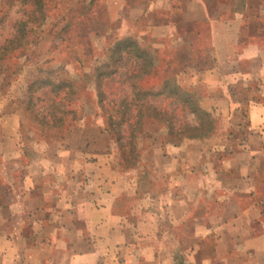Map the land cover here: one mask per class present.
<instances>
[{"label":"rangeland","instance_id":"1","mask_svg":"<svg viewBox=\"0 0 264 264\" xmlns=\"http://www.w3.org/2000/svg\"><path fill=\"white\" fill-rule=\"evenodd\" d=\"M39 2L0 0V42L11 38L20 21L40 16L37 10ZM44 3V20L26 29L30 42L26 50L16 51V57H7L8 60L6 58L4 61L7 69L0 67V113L16 115L13 123L8 120L7 126L12 132L16 127L19 149L30 159L35 172L40 169L39 162L49 155L52 178L45 186L47 191L53 190L55 194L61 191L72 159L77 158L73 153L64 156L59 154L63 146L61 141L67 139L80 124L104 126L103 115L93 100L92 82L85 76L89 67L104 57L109 46L129 39L140 45L143 61L135 58L140 52L131 46L134 56L126 66L121 67L120 73L126 69L135 73L139 64L148 65L150 61L154 65L158 63L152 74L136 83L138 87L146 89L156 88L166 75L180 73L179 82L187 86L196 85L198 103L206 109L211 108L217 120V127L211 136H201L174 145L166 142L163 126L145 118L136 138L140 155L138 160L128 163L119 159L118 147L110 144L106 152L113 158L115 167L133 187L138 188V207L148 206L159 212V216H164L165 206L169 200H174V184L175 187L179 186L177 196L181 197L184 209L188 212L206 203L214 216L226 202L237 208L253 203L264 206V133L251 130L249 116L250 106L260 103L264 92V77L258 76L262 73L260 66L264 65L260 64L264 61V55L260 53L264 42V14L260 17V37L250 35L244 16L254 12L264 13V0H45ZM31 8H34L32 13ZM210 15L217 18V21L211 22L217 36L215 43L210 35ZM250 50H258L257 58L256 54L252 60L244 56L243 53ZM254 60L256 67L252 66ZM41 66L55 71L57 80L64 81L72 77L77 84L73 100L62 103L66 105H63L64 109L70 112L55 114L59 121L54 126L44 122L49 121L50 115L36 112L27 114L21 102L29 82L37 76ZM237 68L239 72H232L231 75L230 72ZM210 69H213L214 81L229 83L225 87L230 95L229 105L221 107L212 101L210 95H217V91H222L223 87L218 86L214 91L212 88L207 89L210 83L205 76ZM247 71L250 73L248 79ZM123 82V75L113 76L111 98L116 102L114 107L120 102L119 97L128 93L125 90L129 85L124 86ZM134 94L133 89L130 97ZM39 96L43 100L41 103L49 104L48 99L52 98L35 93L32 99ZM55 100L59 101V97ZM84 114L95 116L86 117ZM43 116L46 118L37 122L36 119ZM174 147L179 148V152L172 154ZM252 155L258 164L260 162L256 172L250 159ZM173 157L177 160L171 161ZM13 159L18 157L14 156ZM165 163L174 165L170 168L164 166ZM1 169L0 166V178L4 179L5 170ZM9 170L11 176L17 175L27 180L23 175L26 172L28 174L27 168L26 172L21 170L18 173L13 172L12 168ZM247 171L256 173V182L249 183L245 175ZM76 176L79 181L81 175ZM28 183L32 186L37 184L29 179ZM218 230L210 227L211 259L215 258L213 251L217 249L219 254L241 249L234 239L226 247L216 245L214 236L220 233ZM8 240L4 228H1V253L10 247ZM168 241L169 238L160 247L159 242H152L154 246L147 255L153 256V260L146 261V255H142V264H158L159 258L165 259L161 264L167 263L166 259L174 255V247ZM226 242L227 239L224 240ZM177 248V254H181L183 260L176 264H190L185 260L189 245L184 243ZM121 251L122 254L127 253L124 249ZM129 251L128 248L127 256L130 258Z\"/></svg>","mask_w":264,"mask_h":264},{"label":"crops","instance_id":"2","mask_svg":"<svg viewBox=\"0 0 264 264\" xmlns=\"http://www.w3.org/2000/svg\"><path fill=\"white\" fill-rule=\"evenodd\" d=\"M256 8L258 10V4ZM262 14L244 15L251 36H261ZM215 17L210 15L208 18L213 43L217 38L211 24L217 21ZM257 52L250 50L243 54L252 60L254 54L257 58ZM260 53L264 55V42ZM216 61L219 62L218 59ZM252 66L256 67L255 60ZM260 68L262 73L258 76L264 77V65ZM212 72L213 69H210L205 76L207 79L204 77L210 83L207 89L223 87L217 95H210L212 101L221 107L229 105L230 95L225 90L229 83L214 81ZM232 72H239L238 68L231 71V75ZM246 73V78H250L249 71ZM226 111L229 110L226 108ZM89 115L95 116L84 114L86 117ZM249 116L251 130L264 133L261 131L264 130V92L262 101L250 106ZM14 117V113H0V166L1 170H5L4 179L0 178V229L4 228L10 242V247L0 252V264H142L141 256L146 255L145 260L150 262L153 256L147 254L152 251L151 247L158 242V246H162L168 238V243L174 247V255L163 264L182 262L177 246L181 247L184 243L189 245L185 260L190 264H210L211 261L212 264H264V206L253 203L237 208L226 202L227 206L224 204L214 216L206 203L188 212L181 197L177 196L179 186L174 184V200H169L165 206L164 216H159V212L148 206L139 208L136 202L138 188L133 187L115 167L113 158L106 152L110 149L109 136L102 126L95 123L80 124L67 139L61 141L63 146L59 154L73 153L77 158L72 159L70 171L65 175L66 182L55 194L45 188L52 178L49 155L39 162L40 169L35 172L30 159L19 149L16 127L12 132L7 126L9 121L13 123ZM171 152H179V148L174 147ZM14 156L18 159L14 160ZM252 157L256 172L260 162L258 164V160ZM176 160L173 157L171 161ZM173 165L164 164L170 168ZM11 168L15 173L26 172L27 168L28 174H23L27 180L11 176L8 173ZM255 172L244 173L250 184L256 182ZM76 175L82 176L79 181ZM28 179L37 184L30 185ZM206 200L210 203L209 199ZM160 211L163 212L162 209ZM163 225L166 228L163 229ZM210 227L220 229V233L214 236L216 245L226 247L234 239L241 249L219 254L214 245L217 250L213 251L215 258L211 259ZM128 248L130 258L127 256ZM122 249L127 253L122 254ZM158 260V264L165 261Z\"/></svg>","mask_w":264,"mask_h":264},{"label":"trees","instance_id":"3","mask_svg":"<svg viewBox=\"0 0 264 264\" xmlns=\"http://www.w3.org/2000/svg\"><path fill=\"white\" fill-rule=\"evenodd\" d=\"M39 1L37 10L40 16L20 21L11 38H5L0 42L1 68L7 69V64L4 63L7 57H16V51H25L30 44L26 29L40 24L44 20L46 16L45 0ZM33 11L34 8H31L30 13ZM131 46L135 47L136 52H140L135 58L143 61L140 45L135 41L123 39L116 42L115 45L109 46L104 52V57L97 59L85 75L92 82L93 100L103 115V129L110 138L111 146L118 147L119 159L124 163L138 160L140 152L137 149L136 138H138L141 124L145 118L163 126L166 142L174 145L201 136H211L217 127L216 117L211 108L206 109L198 103L195 96L196 85L187 86L179 82L180 73L166 75L156 88L147 89L140 88L137 84L144 77L152 74L159 65L158 63L154 65L150 61L148 65L139 64L135 73L129 69L120 73L121 67L126 66L134 56L130 49ZM114 75L119 77L123 75L124 86L129 85L125 90H128V93H123L119 97L120 102L116 107H114L116 102H113L111 98ZM56 77L58 75H55V71L48 67H39L37 76L29 82L23 97L24 100L21 101L27 114L36 112V114L50 115L51 122L50 119L44 121L49 126H54L59 121L55 114L70 112L69 109H64L66 105L62 103L71 102L77 90L74 78L70 77L62 81L57 80ZM131 78L135 80L132 81ZM129 87L134 89L135 94L132 98L130 95L133 94V89ZM35 93L51 96L52 98L48 99L50 103H41L43 100L40 99V96L35 100L32 99ZM56 97H59V101L55 100ZM145 110L146 112L143 113ZM43 118L46 116L36 120L40 122Z\"/></svg>","mask_w":264,"mask_h":264}]
</instances>
